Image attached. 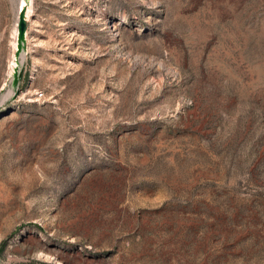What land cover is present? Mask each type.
<instances>
[{"label":"rangeland","instance_id":"374dc122","mask_svg":"<svg viewBox=\"0 0 264 264\" xmlns=\"http://www.w3.org/2000/svg\"><path fill=\"white\" fill-rule=\"evenodd\" d=\"M20 2L0 264H264V0Z\"/></svg>","mask_w":264,"mask_h":264},{"label":"water","instance_id":"95a60500","mask_svg":"<svg viewBox=\"0 0 264 264\" xmlns=\"http://www.w3.org/2000/svg\"><path fill=\"white\" fill-rule=\"evenodd\" d=\"M26 28H27V22H26V17H25V11L22 8L18 11V15H17V54H19V52L22 49H25ZM19 77H20V74L15 72L14 79L12 82L13 87H17ZM16 93H17V89H15V94Z\"/></svg>","mask_w":264,"mask_h":264},{"label":"bare ground","instance_id":"6f19581e","mask_svg":"<svg viewBox=\"0 0 264 264\" xmlns=\"http://www.w3.org/2000/svg\"><path fill=\"white\" fill-rule=\"evenodd\" d=\"M27 2H26V0H21L20 5H19V8H18V11L20 9H22V8L24 9V11H25V17L26 18L28 17V15H30L29 12L31 10V9H29V6L27 5ZM11 44H12V52H13L12 53V56H13V58H12V62H11L10 67H9V74L10 75H13L12 73H14L15 68H17L16 67L17 66L16 58H15V52L17 51V26L14 27V29H13V32H12V42H11Z\"/></svg>","mask_w":264,"mask_h":264}]
</instances>
